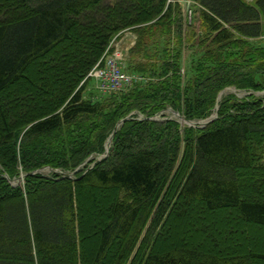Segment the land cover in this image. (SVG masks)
Wrapping results in <instances>:
<instances>
[{"label":"trees","instance_id":"1","mask_svg":"<svg viewBox=\"0 0 264 264\" xmlns=\"http://www.w3.org/2000/svg\"><path fill=\"white\" fill-rule=\"evenodd\" d=\"M189 8L191 21L181 0H0V99L25 94L24 82L44 100L15 116L27 107L19 100L12 119L0 103V264H264V97L217 99L230 84L264 89V45L255 39L264 37V0ZM126 29L136 39L125 68L145 79L98 95L88 72ZM72 37L77 48H65ZM44 60L66 72L52 89L34 68ZM217 102L204 126L150 117L172 106L206 118ZM46 165L53 170L33 172ZM193 208L208 220L231 211L240 248L219 251L214 237L211 250L169 244L173 215L185 225ZM193 226L201 233L206 224Z\"/></svg>","mask_w":264,"mask_h":264},{"label":"rangeland","instance_id":"2","mask_svg":"<svg viewBox=\"0 0 264 264\" xmlns=\"http://www.w3.org/2000/svg\"><path fill=\"white\" fill-rule=\"evenodd\" d=\"M193 0H181V2L184 5L185 12L189 11V6L190 3ZM22 6H17V11L13 12L12 14H16L18 11H22ZM193 15V13H192ZM188 21L192 20V17L189 18V16L186 17ZM128 31H132L131 29H126ZM124 30V31H126ZM122 31L121 34L124 32ZM133 32V31H132ZM131 34V38L136 39V34L133 32L129 33ZM122 36V35H121ZM129 37V38H128ZM71 41L66 42L65 48H68V45L75 44V47L77 48L78 43H76V39L74 37L70 38ZM255 39H262L260 42L264 45V37L263 38H255ZM118 45L121 47V49L124 51V55L128 56L129 49L130 47L134 44L130 45V36L124 35V37L121 39L120 36L117 38ZM258 41V40H257ZM57 57V56H52V58ZM60 57V58H59ZM59 61L62 62L64 59L63 54L59 55ZM47 61V60H46ZM45 60L43 63L40 65H34L35 70L38 71V77L41 79H44L45 85L48 88L52 89V84H53V79H57V76L65 74V70L60 69V68H54L52 65H48V63ZM145 78V76H144ZM18 91H23L25 94H19L16 91H11L9 93V100H2L0 99V103H3L7 107V118L12 119L15 116L22 115L23 113H27L28 111H32V109H35L36 107H41L43 105L44 100H42L40 97H42V93L36 89L35 91H31V88L29 87V83H21L20 85H17ZM95 86L96 83L94 80H91L88 88L92 91H95ZM20 89V90H19ZM251 92H254L257 95L263 96L264 97V89L262 90H253V89H247V88H239L234 84L226 85L222 90H221V97L226 96L228 94H235L238 97H244L250 94ZM35 94V95H34ZM46 100V97H43ZM26 102L27 107L19 109L15 116H13L12 113H10V106L19 102ZM159 116H171L172 118H176V114L174 112H170L168 110H162L159 114ZM178 117V116H177ZM200 119L196 120L194 123L200 124ZM183 124L189 123L186 120H183ZM0 127H2V120L0 118ZM97 156V155H96ZM51 169L49 167H45L42 169L43 172H49ZM71 172V171H68ZM259 173L258 175H260ZM246 175H248L246 173ZM261 177V175H260ZM246 178V177H245ZM251 178V179H255ZM17 181V180H16ZM93 200V199H92ZM111 200V194L108 193L106 195H101L100 199H94L93 202H96L95 207L97 208H102L105 207V205ZM85 204V203H84ZM85 207V206H84ZM97 208H93L95 215L93 216L96 221L102 220L104 218V213H100ZM196 217V219H195ZM209 221V222H208ZM192 223L200 226L205 223V229L203 232H196L193 230L194 226L191 228ZM168 239H169V244L175 243L176 245L181 244L183 241L185 242L184 244H193V243H201L203 244V250H211L212 249V237L215 239V244L218 247L219 251L224 250V249H239L240 246L243 243L242 237L240 235V225L235 222V218L233 216V213L231 211L227 210H222L216 214L214 218L208 219H203L201 214L198 213L196 208H193L189 216L187 218V221L185 225L181 224L179 221V215H173L172 219L170 220V225L168 226ZM263 236H264V231H263ZM115 243V242H114ZM257 243V242H256ZM168 244V245H169ZM90 252H94V247L90 250Z\"/></svg>","mask_w":264,"mask_h":264},{"label":"built area","instance_id":"3","mask_svg":"<svg viewBox=\"0 0 264 264\" xmlns=\"http://www.w3.org/2000/svg\"><path fill=\"white\" fill-rule=\"evenodd\" d=\"M108 49L109 47L89 71V75L98 80V87L103 92L120 90L141 79L140 75L128 72L123 68L121 61L123 56L118 48L112 52H109Z\"/></svg>","mask_w":264,"mask_h":264},{"label":"water","instance_id":"4","mask_svg":"<svg viewBox=\"0 0 264 264\" xmlns=\"http://www.w3.org/2000/svg\"><path fill=\"white\" fill-rule=\"evenodd\" d=\"M169 110H171L172 112H174L177 116H179V119L180 120H188L191 124H193V120H191V119H187L186 117H184L178 110H176V109H174L172 106H168L167 107ZM217 115L215 114V115H213V116H211L210 118H207V119H205V120H202L201 121V125L202 126H204V125H206L209 121H211L212 119H214L215 117H216ZM129 117H131L130 115H127V116H125V117H123L121 120H119L118 122H117V124L115 125V127H114V129H113V131H112V133L110 134V136L107 138V140H106V152H105V155H107L108 153H109V148H110V145H111V140H112V137H113V135H114V133H115V131L117 130V128H118V126L120 125V123H122L126 118H129ZM38 170V169H37ZM36 169L35 170H33V172L34 171H37ZM65 176H71V173L70 172H66V171H63L62 172ZM25 175V173H22V174H20L19 176H17V177H13V178H11V180H20L21 178H23V176Z\"/></svg>","mask_w":264,"mask_h":264},{"label":"crops","instance_id":"5","mask_svg":"<svg viewBox=\"0 0 264 264\" xmlns=\"http://www.w3.org/2000/svg\"><path fill=\"white\" fill-rule=\"evenodd\" d=\"M129 33H132L133 34V32L132 31H128V30H126V31H124L121 35H120V38L122 39L123 37H124V35H126V36H130V45L131 44H133V42L135 41V39L134 38H131V34H129ZM134 35V34H133ZM129 38V37H128Z\"/></svg>","mask_w":264,"mask_h":264}]
</instances>
